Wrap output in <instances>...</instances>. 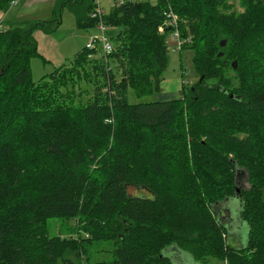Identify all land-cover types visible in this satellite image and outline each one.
<instances>
[{
	"label": "trees",
	"instance_id": "obj_1",
	"mask_svg": "<svg viewBox=\"0 0 264 264\" xmlns=\"http://www.w3.org/2000/svg\"><path fill=\"white\" fill-rule=\"evenodd\" d=\"M13 1L0 0V15ZM243 5H115L110 54L85 46L37 82L35 32L54 33L65 8L79 29L97 26L95 0H55L47 19L0 17V264H84L103 241L113 259L92 264H177L172 249L200 264H264V0ZM169 6L199 78L174 99L143 100L168 67ZM82 80L90 89L77 94ZM241 172L246 244L218 206ZM52 218L75 221L77 235H49Z\"/></svg>",
	"mask_w": 264,
	"mask_h": 264
},
{
	"label": "rangeland",
	"instance_id": "obj_2",
	"mask_svg": "<svg viewBox=\"0 0 264 264\" xmlns=\"http://www.w3.org/2000/svg\"><path fill=\"white\" fill-rule=\"evenodd\" d=\"M229 1L230 3H232L235 11L244 10L243 0ZM34 4H28L27 1L21 0L18 5H12L11 9L7 13L0 15V17L3 21H5V24L26 19H47L52 14L55 0H42L41 2H37L35 5ZM101 4L106 14L114 7L112 0H101ZM108 26H110V30L113 28L111 25ZM98 34L99 30L97 29V26L85 30L79 29L77 27V22L74 14L71 10L65 8L62 13L61 25L53 34H51V36L55 39L57 45L55 49L51 48V54L52 56H54V59L50 61H44L39 56L34 57L31 62L33 80L37 82L42 78L43 75L55 71L58 66L63 65L64 63L70 64L75 55L86 46V43L89 41V39ZM167 44L169 62L168 67L164 72V79L172 82L175 89L178 86L177 82L181 80V75L184 74L183 77L186 81V85L191 86L199 78L193 66V51L185 50L181 53L178 50L177 40L169 32L167 35ZM47 48L49 49L48 46ZM55 60L58 61L54 62ZM80 83L81 84L79 89H76L77 94L78 92H80V90H82L83 92L89 91L90 85L87 84L85 80H82V82ZM175 94L176 97H179L181 93L178 91ZM129 97L132 102L139 101L133 95L132 90H130ZM76 98H78V95L76 96ZM160 98H162V95L157 92L153 95L145 97L143 100H158ZM238 181L241 187L249 186V184L246 182V175L244 172L239 173ZM130 191L139 192L144 190H137L136 187H131ZM234 204L235 207H239L240 202L238 200H235ZM47 225L48 233L51 236L59 235L70 237L77 235L76 222L73 220L65 218H52L49 219ZM235 225L239 227L240 230L236 229V227L235 229L237 232L242 233L244 244H246L248 236L247 225L245 223L242 224L238 219ZM238 237H240V240V234H238ZM239 240L236 239V245L241 244L238 242ZM169 252L171 253L170 256L173 258V260L176 261L177 264H200L194 261L192 257L184 251H176L172 249L169 250ZM82 259V262L84 264H92L97 261L108 263L113 259L112 244L104 241L92 243L86 247L83 258L79 257V260ZM211 264L225 263L212 261Z\"/></svg>",
	"mask_w": 264,
	"mask_h": 264
},
{
	"label": "built area",
	"instance_id": "obj_3",
	"mask_svg": "<svg viewBox=\"0 0 264 264\" xmlns=\"http://www.w3.org/2000/svg\"><path fill=\"white\" fill-rule=\"evenodd\" d=\"M136 1L139 0H112V3L115 6V5H121L126 2H136ZM15 3H16L15 1L12 2V4ZM105 15L106 13L101 4V0H95V8L91 13V17L98 20L97 29L99 30V34L91 37L89 41L86 43V47L88 49H96L99 47L101 49L102 54L106 56L114 50V46L109 36L110 26L107 25L104 19ZM0 28H2V23H0ZM167 30L177 40L179 51L182 50V47L186 42L190 41V37L188 38L183 37L180 27L179 15L172 9L171 6H169L164 11V21L159 26V31L161 33H164ZM107 121L110 122L111 120L108 119Z\"/></svg>",
	"mask_w": 264,
	"mask_h": 264
},
{
	"label": "crops",
	"instance_id": "obj_4",
	"mask_svg": "<svg viewBox=\"0 0 264 264\" xmlns=\"http://www.w3.org/2000/svg\"><path fill=\"white\" fill-rule=\"evenodd\" d=\"M20 1L21 0L15 1L16 3L13 4V6L18 5ZM25 1H27L28 4H34V3L36 4L37 2H41L42 0H25ZM51 34L53 33H45L42 30H37L35 32V37L38 43V52L40 53L39 57H41L44 61H50L54 59V56H52L51 54L52 52L51 48L55 49L57 45H56L55 39L51 36ZM47 46L49 47V49L47 48ZM57 61L58 60H55L54 62H57ZM183 75L184 74L181 75V80L177 82L178 86L175 89H174V84L172 82L164 79L161 83V89L159 91L160 95H162V98L158 100H171V99L176 98L175 93L178 91L181 93L182 86L184 83H186Z\"/></svg>",
	"mask_w": 264,
	"mask_h": 264
},
{
	"label": "water",
	"instance_id": "obj_5",
	"mask_svg": "<svg viewBox=\"0 0 264 264\" xmlns=\"http://www.w3.org/2000/svg\"><path fill=\"white\" fill-rule=\"evenodd\" d=\"M230 96L234 97L233 94H231ZM240 187L241 186H239L236 189V196L231 197V198H227L224 201L218 203L219 208H221L220 211H223L225 213V215L223 216L225 222H228V220H230L233 223H237V219H238L241 223H243L241 221V218H240V211H241L240 204H239V207H235V204H234L235 200H238L239 193H240V190H239ZM226 207H227V209H226ZM229 226H230V228H232L231 224Z\"/></svg>",
	"mask_w": 264,
	"mask_h": 264
}]
</instances>
